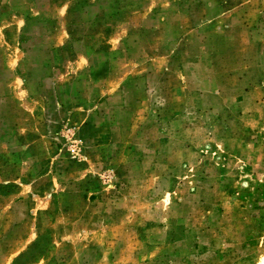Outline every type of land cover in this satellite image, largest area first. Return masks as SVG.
I'll list each match as a JSON object with an SVG mask.
<instances>
[{
	"label": "rangeland",
	"instance_id": "1",
	"mask_svg": "<svg viewBox=\"0 0 264 264\" xmlns=\"http://www.w3.org/2000/svg\"><path fill=\"white\" fill-rule=\"evenodd\" d=\"M0 264H264V0H0Z\"/></svg>",
	"mask_w": 264,
	"mask_h": 264
}]
</instances>
